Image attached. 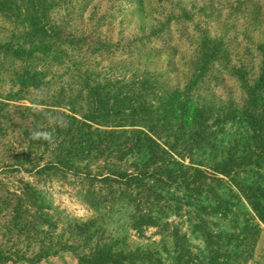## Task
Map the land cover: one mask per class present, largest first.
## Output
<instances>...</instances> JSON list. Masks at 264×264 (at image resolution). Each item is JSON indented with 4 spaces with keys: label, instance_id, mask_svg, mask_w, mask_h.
<instances>
[{
    "label": "rangeland",
    "instance_id": "obj_1",
    "mask_svg": "<svg viewBox=\"0 0 264 264\" xmlns=\"http://www.w3.org/2000/svg\"><path fill=\"white\" fill-rule=\"evenodd\" d=\"M45 5L49 9L40 23L53 38L68 41L59 49L74 58L81 74L70 62L50 69L39 59L16 60L3 68L53 74L46 76L45 85L20 92L25 100L19 104L33 107L34 113L16 108V102L0 111L5 130L0 138V250L14 255L13 261L0 264H27L22 258L49 247H82L85 238L90 241L87 248L152 252L170 260L173 228L201 264H208L205 232L232 254L231 264L237 254L248 257L245 264H264V225L235 186L264 187V160L254 158L253 164L226 177L213 172L228 157L254 151L255 133L264 137V78L258 83L264 73V0H53ZM13 20L0 17V40L12 37L25 44L27 35L11 32ZM40 39L31 33L24 48L38 47ZM114 81L116 85L109 86ZM97 83L134 105L144 99L152 119L162 120L163 139L177 155L183 154L180 162L219 181H208V189L200 194L168 188L158 204L163 208L158 225L135 231L130 207L119 204L120 210L112 209L109 188L99 182L70 174L36 175L27 172V166L15 169L14 155L29 139L21 133L34 118L52 117L44 113V105L64 110L70 105L80 116L87 110L86 87ZM18 88L10 73L0 74V97ZM112 104L107 105L110 112ZM247 114L260 122L256 132ZM109 117L110 126L116 116ZM20 136L24 143L14 145L12 153L10 143ZM42 159L40 165L49 156ZM133 161L126 158L122 168L132 171ZM103 164L96 162L92 168ZM99 171L95 173H104ZM255 226L262 230L253 241ZM36 264L77 262L70 251H60Z\"/></svg>",
    "mask_w": 264,
    "mask_h": 264
},
{
    "label": "trees",
    "instance_id": "obj_2",
    "mask_svg": "<svg viewBox=\"0 0 264 264\" xmlns=\"http://www.w3.org/2000/svg\"><path fill=\"white\" fill-rule=\"evenodd\" d=\"M49 1L53 0H0V17L14 18L13 21H9L12 33L20 30L23 36L27 35L28 39L25 40V44L31 37V33L34 37H41L38 42L40 45L32 46L30 49H25L24 43H15L12 37L4 41L0 40V74L10 73V77L17 82L19 87V92L0 97L1 112L7 107V104L16 102L18 104L15 106L16 108L22 107L24 110L34 113L33 107H23L22 104H19L25 100L20 92L24 93V89L29 87L37 89L42 82L45 85L46 76L53 74L51 71L43 73L37 68L33 71L23 69L21 73L3 69L6 66H12V63L9 64V62L16 60L36 62L35 60L39 59L45 68L50 67V69L70 62L73 64L75 72L78 75L81 74L73 61L74 58L59 49V46L68 41H61L60 36L53 38L50 31L48 29L45 31L44 25L40 23L41 16L44 17L49 9L45 5ZM69 43L68 45L74 48L75 39ZM54 45L55 47L52 49ZM48 72L50 73L48 74ZM263 76L264 73L258 83L263 81ZM116 83H109V86H114ZM105 85L108 86L107 83ZM86 88L84 101L87 110L82 111L80 116L70 105L67 110L56 105H44V113L52 117H47L51 118L50 121L43 117L34 118L27 131L21 133L26 141L27 138L29 139L25 146L19 150L20 153L14 155L16 158L15 169L20 170L24 168L23 166H27L25 170L36 175L70 174L85 178L90 182H99L101 186L109 188V204L112 209L120 210L119 204H123L122 208L130 207L127 209L130 227L135 231H140L147 226L158 225V216L163 213V208L158 204L163 197V191L168 192V188L183 189L200 194L203 190L208 189V181H219L215 176L209 177L204 171L180 162L178 158L183 157V154L177 155L175 147L168 145L166 139H163L164 125L160 126L161 129L159 127L162 120L152 119L150 113L147 112L149 107L144 99L134 105L128 99L126 101V97L119 98L114 93L109 94L106 89L104 92L100 83ZM137 99L138 97L135 98V101ZM112 102L113 107L110 112L107 105L109 103L110 106ZM31 105L39 104L31 103ZM111 114L116 117H114L113 125L109 126L107 124H109L108 120ZM246 118L256 132L260 127V122L250 114H247ZM129 122L138 125H127ZM2 125L0 121V138L5 135ZM134 127L138 128L134 129ZM128 128L130 131L127 132ZM35 133L41 135L37 138ZM22 136H20V140L10 143L12 153L17 149L15 147L17 144L24 143ZM263 138L255 133L253 135L255 150L248 151L238 157H228L214 167L215 175L226 177L253 164L254 158L264 160ZM45 156H49V159L40 165ZM128 157H134L131 165L132 171L122 168L124 163L122 161ZM102 160L104 164L101 168H99L100 166L97 169L92 168L93 164ZM97 170L104 173L96 174ZM235 186L248 202L255 217L264 225V187L253 184L241 185L236 182ZM219 201L216 198V202ZM100 204L102 203L100 202ZM261 230L259 226H255L252 235L253 241L257 239L256 235ZM171 236L174 242L170 249L172 256L170 260L163 261L152 252L115 253L104 247L87 248L90 241L87 243L88 238H85V244L82 247L70 245L61 247L58 251H52L49 247L30 257L22 258V261L27 264H36L57 252L70 251L76 258L77 264H201L186 246L183 235H180L175 228L172 229ZM205 236L208 264H231L229 258L232 254L221 248L211 233L205 232ZM250 244L249 241L248 247ZM84 248L85 251H79ZM12 256L14 255L0 250V260H4L0 263L13 261ZM235 258L236 263L234 264H245L248 259L242 254L235 255Z\"/></svg>",
    "mask_w": 264,
    "mask_h": 264
},
{
    "label": "clouds",
    "instance_id": "obj_3",
    "mask_svg": "<svg viewBox=\"0 0 264 264\" xmlns=\"http://www.w3.org/2000/svg\"><path fill=\"white\" fill-rule=\"evenodd\" d=\"M34 135L38 138L41 134L40 133H35Z\"/></svg>",
    "mask_w": 264,
    "mask_h": 264
}]
</instances>
